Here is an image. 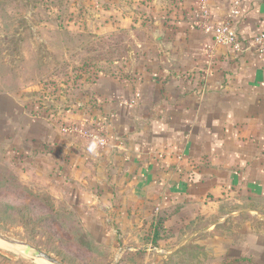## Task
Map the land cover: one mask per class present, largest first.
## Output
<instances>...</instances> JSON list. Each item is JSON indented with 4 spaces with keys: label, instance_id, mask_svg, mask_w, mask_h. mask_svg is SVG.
<instances>
[{
    "label": "crops",
    "instance_id": "0c3cea01",
    "mask_svg": "<svg viewBox=\"0 0 264 264\" xmlns=\"http://www.w3.org/2000/svg\"><path fill=\"white\" fill-rule=\"evenodd\" d=\"M82 1L93 34L140 30L146 51L44 107L3 108L15 178L63 184L106 264L137 252L141 264H264V65L191 27L199 3L215 26L227 2ZM240 12L233 28L248 42L264 30V0ZM90 118L104 121L101 151L59 131Z\"/></svg>",
    "mask_w": 264,
    "mask_h": 264
},
{
    "label": "rangeland",
    "instance_id": "374dc122",
    "mask_svg": "<svg viewBox=\"0 0 264 264\" xmlns=\"http://www.w3.org/2000/svg\"><path fill=\"white\" fill-rule=\"evenodd\" d=\"M92 8L82 0H0V234L62 264H106L108 255L83 231L63 184L15 178L8 142L14 134L2 110L12 109L13 99L23 106L45 94L60 100L96 71L131 64L146 51L138 47L140 30L93 34ZM0 244L12 250L0 247V256L40 262Z\"/></svg>",
    "mask_w": 264,
    "mask_h": 264
},
{
    "label": "built area",
    "instance_id": "2783aa9c",
    "mask_svg": "<svg viewBox=\"0 0 264 264\" xmlns=\"http://www.w3.org/2000/svg\"><path fill=\"white\" fill-rule=\"evenodd\" d=\"M227 2V11L221 24L212 26L209 22V11L201 2L191 20V27L200 29L211 35L214 45L228 48L235 55L252 54L258 62L264 65V30L248 42L242 41L233 28L240 17V7L249 0H222ZM41 104H50L51 98L45 94L39 99ZM132 103L128 104L131 106ZM59 131L67 137H75L101 151L109 146L105 135V124L100 118H90L87 124L67 122L59 126ZM158 211V209H157ZM152 248V247H151Z\"/></svg>",
    "mask_w": 264,
    "mask_h": 264
},
{
    "label": "water",
    "instance_id": "95a60500",
    "mask_svg": "<svg viewBox=\"0 0 264 264\" xmlns=\"http://www.w3.org/2000/svg\"><path fill=\"white\" fill-rule=\"evenodd\" d=\"M0 242L11 247L13 251H20V254L23 256L30 257L33 260H38L44 264H62L59 261L51 258L49 255L36 250L32 246L17 240H13L2 234H0Z\"/></svg>",
    "mask_w": 264,
    "mask_h": 264
},
{
    "label": "trees",
    "instance_id": "16d2710c",
    "mask_svg": "<svg viewBox=\"0 0 264 264\" xmlns=\"http://www.w3.org/2000/svg\"><path fill=\"white\" fill-rule=\"evenodd\" d=\"M158 223H162V218L158 220ZM154 242V241H153ZM154 244V243H153ZM143 256L142 252H137L132 255H127L125 259L121 260L117 264H141V257Z\"/></svg>",
    "mask_w": 264,
    "mask_h": 264
},
{
    "label": "bare ground",
    "instance_id": "6f19581e",
    "mask_svg": "<svg viewBox=\"0 0 264 264\" xmlns=\"http://www.w3.org/2000/svg\"><path fill=\"white\" fill-rule=\"evenodd\" d=\"M0 247L1 248H7V247H5L4 245H2V244H0ZM7 249H9V248H7ZM9 250H11V249H9ZM12 251V250H11ZM17 252H19L20 253V251H17ZM15 253H16V251H15Z\"/></svg>",
    "mask_w": 264,
    "mask_h": 264
}]
</instances>
